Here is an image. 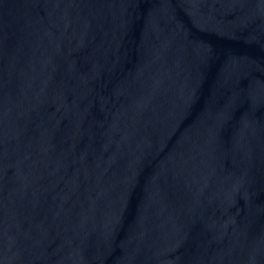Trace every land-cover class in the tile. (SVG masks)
<instances>
[{"label": "water", "instance_id": "obj_1", "mask_svg": "<svg viewBox=\"0 0 264 264\" xmlns=\"http://www.w3.org/2000/svg\"><path fill=\"white\" fill-rule=\"evenodd\" d=\"M0 264H264V0H0Z\"/></svg>", "mask_w": 264, "mask_h": 264}]
</instances>
